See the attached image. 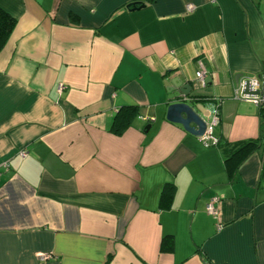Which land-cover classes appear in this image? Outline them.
I'll return each instance as SVG.
<instances>
[{
	"label": "crops",
	"instance_id": "crops-1",
	"mask_svg": "<svg viewBox=\"0 0 264 264\" xmlns=\"http://www.w3.org/2000/svg\"><path fill=\"white\" fill-rule=\"evenodd\" d=\"M0 9L15 20L0 52V264H264V112L236 98L264 74V0ZM174 82L199 116L217 110V147L166 121Z\"/></svg>",
	"mask_w": 264,
	"mask_h": 264
},
{
	"label": "built area",
	"instance_id": "built-area-1",
	"mask_svg": "<svg viewBox=\"0 0 264 264\" xmlns=\"http://www.w3.org/2000/svg\"><path fill=\"white\" fill-rule=\"evenodd\" d=\"M192 7L189 6L188 9H191ZM205 77V70L200 65L199 70L195 73V82L197 85L203 84V79ZM248 81L249 84V90L252 93L258 92L257 94H247L244 93V87L246 82ZM236 98L239 100H244L247 102L252 103L255 105L259 110L264 112V74H262L258 78H246L242 80L237 87L236 91ZM220 102H217L216 109H218ZM218 117H217V110L209 117L207 121L206 130L203 134V136L199 139L201 143L206 147H217L219 144V140L214 136V127L217 123ZM20 155L22 157L26 156L25 151H21ZM2 167L7 169V165L4 164ZM218 203L219 200L217 198H212L210 202L206 205V212L208 215L213 216L214 218H217L219 216V210H218ZM40 260H47L50 258L49 255H39Z\"/></svg>",
	"mask_w": 264,
	"mask_h": 264
},
{
	"label": "water",
	"instance_id": "water-1",
	"mask_svg": "<svg viewBox=\"0 0 264 264\" xmlns=\"http://www.w3.org/2000/svg\"><path fill=\"white\" fill-rule=\"evenodd\" d=\"M174 84L179 88V92L171 94L169 96V99L174 100L179 98L181 95L183 96L182 101L170 104L167 107L165 112V119L169 123L181 126L185 132L200 139L206 130V119L209 117V113L205 112L201 105H197L196 109L201 114V116H199L192 107L185 103L190 95L192 88L190 86L181 87V84L178 82H174ZM244 93L257 94L258 92H250L249 84L247 81L244 87Z\"/></svg>",
	"mask_w": 264,
	"mask_h": 264
},
{
	"label": "trees",
	"instance_id": "trees-1",
	"mask_svg": "<svg viewBox=\"0 0 264 264\" xmlns=\"http://www.w3.org/2000/svg\"><path fill=\"white\" fill-rule=\"evenodd\" d=\"M15 27V20L10 17L7 13L0 9V52L4 48L5 44L7 43L13 29ZM120 117V116H117ZM115 118V122H118V118ZM115 128L116 127L114 125ZM126 127L125 124L121 126L119 129L114 130L113 132L116 134L122 133V130ZM261 139L257 141H249L240 147H238L226 160L227 168L231 170H236L238 166L247 159L250 155L256 152L261 147ZM220 144V143H219ZM218 144V145H219Z\"/></svg>",
	"mask_w": 264,
	"mask_h": 264
}]
</instances>
